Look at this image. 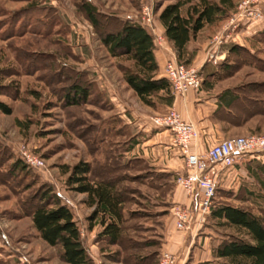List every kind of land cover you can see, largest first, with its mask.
I'll return each mask as SVG.
<instances>
[{"label": "rangeland", "instance_id": "obj_1", "mask_svg": "<svg viewBox=\"0 0 264 264\" xmlns=\"http://www.w3.org/2000/svg\"><path fill=\"white\" fill-rule=\"evenodd\" d=\"M180 1L182 11L198 2ZM240 1L232 0L234 6L223 19L197 34L196 40L205 41V46L190 63L199 75L214 73L206 83L236 95L227 110L219 113L230 120L233 130L225 139L264 134V39L255 36L260 30L252 32L264 25V0H260L259 20L227 31L230 36L215 50L208 44L236 13ZM83 2L94 6L105 30L118 28L128 17L140 21L146 7L150 22L145 28L157 44V15L173 0H0V102L10 107L8 114L0 111V264H63L59 247L41 240L30 219L32 206L47 189L72 211L92 264H156L162 250L170 182L142 161L133 164L127 159L124 122L128 107L140 105L126 92L122 78L121 68L130 67L131 60L109 55L81 10ZM31 5L38 9L29 14ZM245 30L248 35L236 39ZM232 44L240 49L230 52ZM194 46L191 41L187 49ZM72 84L88 90L83 102L67 104L61 99ZM111 93L116 100L110 99ZM150 108L152 116L166 111L158 99ZM20 145L41 157L44 167L13 168L19 161L15 151ZM263 155L264 151L246 154L240 163L261 161ZM80 161L90 164L91 179L116 181L124 201L122 237L117 245L94 242L98 225L86 230L92 208L85 204L84 194L67 184L70 168ZM247 177L242 189L217 185L213 205L231 204L264 216V191ZM216 229L220 234H235L232 228Z\"/></svg>", "mask_w": 264, "mask_h": 264}, {"label": "trees", "instance_id": "obj_2", "mask_svg": "<svg viewBox=\"0 0 264 264\" xmlns=\"http://www.w3.org/2000/svg\"><path fill=\"white\" fill-rule=\"evenodd\" d=\"M181 6L180 0L166 4L159 11L157 20L163 27L164 38L172 45L176 60L190 64L194 49H187L188 42L195 38L205 24L223 19L234 5L232 0H198L185 13ZM37 9L35 5H31L27 11L29 13V10ZM81 10L98 32L99 41L109 55L131 60L130 67L121 68L122 78L141 103L152 107L155 99H158L163 104H170L173 95L169 91L168 81L163 76L156 77L157 63L153 54L155 46L150 32L130 17L121 20L118 28L105 30L99 23L98 12L93 5L83 2ZM255 36L264 39V29ZM228 49L234 52L240 47L232 44ZM87 91L82 85L72 84L66 87L61 99L67 104H78L85 100ZM235 99L236 95L229 89L218 95L220 105L225 108ZM0 111L8 114L10 107L0 102ZM244 166L247 175L264 191V162L250 161ZM12 167L22 171L27 166L19 159ZM90 173L88 162H77L70 168L67 184L73 185L72 188L77 193L84 194L85 204L92 208L87 217L86 230L99 226L94 242L117 245L122 237L123 197L115 180H93ZM243 192L250 194L245 189ZM38 198V202L31 208L30 219L41 240L49 246L59 247L63 264H92L69 207L50 189L42 191ZM208 216L215 220L217 227L224 226L235 231V234L219 233L212 241L211 253L219 260L218 264H264V216L225 203H212Z\"/></svg>", "mask_w": 264, "mask_h": 264}, {"label": "crops", "instance_id": "obj_3", "mask_svg": "<svg viewBox=\"0 0 264 264\" xmlns=\"http://www.w3.org/2000/svg\"><path fill=\"white\" fill-rule=\"evenodd\" d=\"M185 13V11H182ZM220 21V20H219ZM205 24L197 33H200L205 26L215 24ZM156 33L159 35V41L156 40L153 33L154 58L157 63L156 77H162V67L168 54L174 53L172 45L163 36V27L156 24ZM264 28L262 24L258 29ZM249 31L245 30L237 34L236 39L240 36H247ZM196 36L191 41H195L194 55L191 63L195 62L198 55L202 52L205 41L196 40ZM187 44V48L189 43ZM202 64L200 61L199 66ZM213 72H207L200 75V86L196 90H188L181 96H173L170 104H163L165 110L173 108L180 117L185 121L192 122L198 132L196 139L189 145V150L202 154L214 142L225 139L233 130L230 126V120L219 116L221 110H227L222 107L218 100V95L225 89L217 90L213 83H206L205 79L213 77ZM126 85V83H125ZM126 92L133 96L139 107H128L126 114L125 126L128 135V146L125 153L127 159L134 162L140 160L146 164L151 172L167 177L166 181L170 182L169 186V204L168 213L164 214L162 219V242L161 249L171 251L176 255L178 264H218V259L214 258L211 253V243L217 237L219 232L215 226V220L209 216L201 224H193L185 231H178L174 227L173 218L170 214V208L173 205L194 207L196 197H189L182 188L176 186L173 177L183 172L184 161L180 149L171 142V135L168 129L153 127L149 124L148 118L154 111L137 98L134 92L127 87ZM113 94H109L111 100H116ZM264 156V155H263ZM262 156V157H263ZM239 159L232 167L222 169L218 172L217 185L231 186L232 188L242 187V182L248 178L244 166ZM254 159H258L255 156ZM260 162H264L262 159ZM158 186H162L159 183Z\"/></svg>", "mask_w": 264, "mask_h": 264}, {"label": "built area", "instance_id": "obj_4", "mask_svg": "<svg viewBox=\"0 0 264 264\" xmlns=\"http://www.w3.org/2000/svg\"><path fill=\"white\" fill-rule=\"evenodd\" d=\"M260 2V0H241L236 13L225 21L219 33L209 39V49L215 50L225 42L230 36L227 31L234 32L239 27L259 20ZM142 16L140 21L135 17L130 18L143 27L148 26L150 18L146 7L142 9ZM162 76L168 81L169 91L173 96H181L190 89H198L201 81L198 68L177 61L173 53L168 54L165 59ZM148 122L153 127L169 130L171 142L180 149L184 161V170L174 176V184L182 188L187 196L196 197L195 206L192 208L177 204L171 206L170 214L178 231H185L191 225L205 221L210 212L220 170L232 167L246 154L253 155L264 151V134H246L218 140L202 154L192 152L189 150V145L196 139L197 129L192 122L183 120L173 108L167 109L160 115L150 116ZM15 152L28 168L44 167L43 159L34 154L28 146L20 145ZM156 264H178V262L174 253L162 249Z\"/></svg>", "mask_w": 264, "mask_h": 264}]
</instances>
